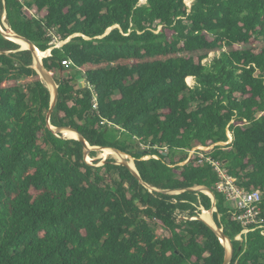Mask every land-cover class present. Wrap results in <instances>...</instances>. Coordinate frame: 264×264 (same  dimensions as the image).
<instances>
[{
  "label": "trees",
  "instance_id": "obj_1",
  "mask_svg": "<svg viewBox=\"0 0 264 264\" xmlns=\"http://www.w3.org/2000/svg\"><path fill=\"white\" fill-rule=\"evenodd\" d=\"M0 29L51 49L58 91L47 120L38 54L0 30V264H223L201 188L229 264H264V0H0ZM208 158L262 192L263 228L236 239Z\"/></svg>",
  "mask_w": 264,
  "mask_h": 264
},
{
  "label": "built area",
  "instance_id": "obj_2",
  "mask_svg": "<svg viewBox=\"0 0 264 264\" xmlns=\"http://www.w3.org/2000/svg\"><path fill=\"white\" fill-rule=\"evenodd\" d=\"M227 136L228 141L218 144H227L231 142L232 135L229 130H227ZM209 148L210 147L203 146L194 147L189 151V156L184 162H187L195 154L202 156L197 150L202 151L208 150ZM207 160L213 165L220 178L216 184V189L224 195L230 208L235 210L234 219L243 226V230L236 238L241 239L242 234H247L248 231L256 228H263L261 225L262 219L259 217L262 192L259 189L247 190L245 187L239 186L236 178L227 174L221 162L212 160L211 158ZM199 163H202V160H199Z\"/></svg>",
  "mask_w": 264,
  "mask_h": 264
},
{
  "label": "water",
  "instance_id": "obj_3",
  "mask_svg": "<svg viewBox=\"0 0 264 264\" xmlns=\"http://www.w3.org/2000/svg\"><path fill=\"white\" fill-rule=\"evenodd\" d=\"M2 31V29H0ZM3 32V31H2ZM3 34L8 38V39H12L16 42H18L20 44V42H24L27 44L26 47H23L21 45V48L22 49H29L32 53H33V56H34V61L35 59L37 58V55H36V51H40V52H44V51H41L39 50L38 48L35 47L34 43L32 41H30L29 39L27 38H24V37H21L13 32L11 33H5L3 32ZM71 38V37H70ZM69 38V39H70ZM68 39V40H69ZM67 40V41H68ZM50 51L51 49H49V52L47 55L50 54ZM35 69L37 70L38 74L40 75V77L42 78V80L45 82L46 86L49 88V90L51 91V95H52V98H51V106H50V110L48 111L47 113V120H49V117H50V114L54 108V105H55V102L57 100V96H58V91H57V85L55 83V80L54 78L50 75V73L44 68L43 64H42V61L40 63V65ZM78 80L79 81H82L83 79L80 77V76H77ZM79 85H81V82H79ZM52 88V89H51ZM54 132H61L62 134H64L65 131H70V132H73L74 134H76V138L74 139H77L79 141H82L84 144H85V147L86 149H104V148H100V147H90L87 142L84 140V138L82 137V135H80L79 133H77L76 131H73V130H69V129H56V128H52ZM65 136V135H64ZM66 137V136H65ZM67 138H70V137H67ZM112 149V148H111ZM114 150L115 152H119V153H122L121 151L119 150H115V149H112ZM124 154V153H123ZM127 155V154H126ZM133 159V158H132ZM117 164H122L124 166H127L131 171L132 173L137 176L139 178V174L136 170V167L134 165V159H133V167L129 166L128 163L126 161H122V162H116ZM202 192L208 194L211 198H212V201H213V204H212V208L210 209L211 210V215H212V212L216 210L215 208V198H214V194L207 188H201ZM205 212V210H204ZM203 213V212H202ZM202 215V214H201ZM200 219H202V217L200 216ZM203 220V219H202ZM204 221V220H203ZM205 222V221H204ZM206 223V222H205ZM207 225H209L208 223H206ZM215 224V223H214ZM210 226V225H209ZM215 232L216 230H218V232H216V234H218L219 238H220V241L221 243L223 244V241H226L229 245V254L227 252V248L225 246V249H226V257H225V260H224V263L223 264H229L230 263V260H231V256H232V253H233V247L231 245V243L228 241V239L224 236V234L222 233L221 230L218 229V227L216 226L215 224V228L210 226Z\"/></svg>",
  "mask_w": 264,
  "mask_h": 264
},
{
  "label": "rangeland",
  "instance_id": "obj_4",
  "mask_svg": "<svg viewBox=\"0 0 264 264\" xmlns=\"http://www.w3.org/2000/svg\"><path fill=\"white\" fill-rule=\"evenodd\" d=\"M141 3H145V0H141ZM191 3H192V0H185V4L189 7V6H191ZM31 11H32V13H35V10L32 8L31 9ZM53 44H55V46H59V45H61L62 43L61 42H59V41H57V40H54L53 41ZM45 53H47V51L45 52ZM214 53H211L210 54V56H209V58H208V62L214 57ZM45 56H43L42 58H44ZM42 60V59H41ZM34 64H35V61H34ZM34 68H35V65H34ZM79 82H81V85H85V81L84 80H82V81H79L78 80V83ZM186 82H187V84L188 85H190V86H193V84H194V82H193V80L192 79H186ZM63 136H64V134H63ZM89 150H91V149H86V153H85V160L87 161V162H89L90 164H95V165H101V164H103L106 160H108V159H112V160H115L116 162H121L122 161V158L120 157V156H118V157H112V156H108L107 158H102V156H98V154H104L103 152L104 151H101V149H95V151H96V153H95V156L94 157H91V156H89L88 155V151ZM92 150H94V149H92ZM117 153H119V152H117ZM121 154H123V153H121ZM124 155H126V154H124ZM127 156V160L132 164L133 163V159H132V157L131 156H129V155H126ZM146 157H148V156H146ZM94 160H97V163H94ZM125 160V159H124ZM126 160V161H127ZM208 211H210L211 212V210H208ZM204 212V211H203ZM207 212V211H206ZM205 212V213H206ZM215 228V227H214ZM157 229H158V232H159V234H160V236H164V235H168V232L165 230V229H163L162 227H157ZM216 232H218V230H216ZM219 233V232H218ZM218 235V234H217ZM238 237V236H237ZM237 239V238H236ZM239 239V238H238ZM227 252H228V254H229V249L227 248Z\"/></svg>",
  "mask_w": 264,
  "mask_h": 264
},
{
  "label": "bare ground",
  "instance_id": "obj_5",
  "mask_svg": "<svg viewBox=\"0 0 264 264\" xmlns=\"http://www.w3.org/2000/svg\"><path fill=\"white\" fill-rule=\"evenodd\" d=\"M20 44L23 46V47H26L27 46V44L26 43H24V42H20ZM46 51H44V52H40V51H36V53L38 54V56H39V59L37 60V62L36 63H38L37 64V67L40 65V63H41V59H42V57L43 56H47V54H48V52H49V50H47V53H45ZM39 61V62H38ZM36 67V66H35ZM36 67V68H37ZM188 79H191V78H188ZM52 89V88H51ZM64 135L66 136V137H70V138H76L77 136H76V134H73V133H69V132H64ZM104 154H108V153H115V154H113V155H107L105 158H107L108 156H112V157H118V156H120L121 158H126L127 159V156L126 155H124V154H121V153H117V152H115L114 150H112V149H108V150H105L104 152H103ZM122 161H126V160H124V159H122ZM121 161V162H122ZM127 163H128V165L129 166H131V167H133V163L131 164L130 162H128V161H126ZM206 212V211H205ZM205 212H203V214H202V219L206 222V223H208L210 226H212L211 225V221H212V215H211V212L210 213H208V215H207V220H208V222L205 220ZM212 227H214V226H212ZM223 244L226 246V248H228L229 249V245H228V243L226 242V241H223Z\"/></svg>",
  "mask_w": 264,
  "mask_h": 264
},
{
  "label": "crops",
  "instance_id": "obj_6",
  "mask_svg": "<svg viewBox=\"0 0 264 264\" xmlns=\"http://www.w3.org/2000/svg\"><path fill=\"white\" fill-rule=\"evenodd\" d=\"M203 211H204V210H203ZM203 211H202V212H203ZM201 214H202V213H201ZM200 216H201V215H200Z\"/></svg>",
  "mask_w": 264,
  "mask_h": 264
}]
</instances>
